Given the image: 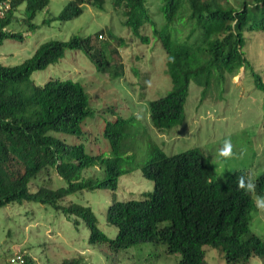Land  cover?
Returning <instances> with one entry per match:
<instances>
[{
    "label": "trees",
    "instance_id": "1",
    "mask_svg": "<svg viewBox=\"0 0 264 264\" xmlns=\"http://www.w3.org/2000/svg\"><path fill=\"white\" fill-rule=\"evenodd\" d=\"M5 1L9 8L0 11V45L6 38L22 41L18 28L34 30L38 26L33 22L36 13L49 3ZM105 1L68 0L52 18L71 19L84 5L103 10ZM108 1L120 10L125 19L122 24L142 42L150 38L140 31L149 26L150 37L160 42L165 53L171 89L148 104L149 120L161 134L184 121L190 81L202 87L204 98L217 83L230 80L243 67L264 91V78L258 72L264 68V0L243 1L238 6L230 0H157V12L163 18L159 16V26L151 17L147 0ZM101 42L78 35L48 39L19 64L0 62V207L31 201L61 209L81 218L89 231L88 242L107 251L149 242L163 243L167 253H178V264H208L204 246L216 249L217 255L221 252L226 264H249L251 257L264 259V239L249 227L257 209L255 198L264 196V171L253 179L254 192L242 191L237 180L242 175L248 177L243 171L217 176L212 162L197 147L171 154L157 145L149 148V157L140 168L142 176L153 182L152 190L141 199H113L107 205L105 219L117 229L112 238L98 227L89 206L70 201L61 204L82 190H116L119 177L133 168L123 160L132 157L124 140L134 115L105 123L102 134L109 144L107 156L87 153L82 143L67 141L70 135L86 134L82 126L91 110L85 87L79 81L59 78L38 85L31 78L32 72L58 62L67 50L81 51L96 71L103 72L108 60ZM255 47L261 51L256 53ZM247 50L257 57L255 62ZM118 73L115 66L108 68L109 76ZM95 166L101 178L80 176L82 169ZM50 171L62 177L65 185L52 188L40 184L30 189L31 182L42 176L50 183ZM14 252L22 254L24 264H36L22 249L8 257ZM59 264H78V259H63Z\"/></svg>",
    "mask_w": 264,
    "mask_h": 264
},
{
    "label": "rangeland",
    "instance_id": "2",
    "mask_svg": "<svg viewBox=\"0 0 264 264\" xmlns=\"http://www.w3.org/2000/svg\"><path fill=\"white\" fill-rule=\"evenodd\" d=\"M67 1L49 0L45 10L36 13L33 22L38 26L34 30L18 28L23 33L22 41L4 39L0 45V62L19 64L48 39L91 36L94 42L102 41L101 45L105 47L108 64L103 72L96 71L95 64L81 51L67 50L58 62L32 72V80L39 85L49 78L71 79L85 87L91 110L82 126L86 134L70 135L67 141L82 143L87 153L108 155L109 144L102 134L107 121L131 115L136 119L126 129L124 140L131 148L132 157L122 159L123 164L133 168L119 177L117 189L82 190L62 200L61 204L70 201L89 206L98 219V227L108 237H114L117 229L107 223L106 207L113 199H141L143 193L152 190L153 182L142 176L140 167L149 157V148L153 145L166 154L197 147L212 162L215 174L221 177L241 170L255 179L264 171V91L255 85L253 76L246 74L243 67L230 80L217 83L204 98L201 97L202 87L190 81L184 121L169 133L161 134L149 120L148 104L164 96L171 89V81L165 71V53L160 42L150 37V27L140 31L150 38L148 42H142L122 24L123 15L108 0L104 2L103 10L84 5L82 12L71 19H53ZM230 1L237 6L243 1L252 3V0ZM147 3L151 17L159 26V16L162 21L163 18L157 12V0H147ZM49 18V22L44 21ZM97 32L102 33L103 38H95ZM247 54L252 62L256 61L257 57L248 50ZM114 66L120 73L112 77L108 75V68ZM258 72L264 78V68ZM225 140L231 141L229 158L219 155ZM99 172L96 166L84 168L80 176L101 178L102 175L97 176ZM48 177L50 183L47 176H42L31 182L30 189L34 190L40 184L52 188L65 185L64 179L55 171H50ZM249 226L252 232L264 238V211L256 209ZM88 235L81 218L51 205L24 201L0 207V264H6L8 254L19 249L36 264H59L63 259L73 258L78 259V264H178L180 258L178 253H167L163 243L144 242L127 249L107 251L98 243L90 244ZM205 251L208 264H226L221 252L217 255V250L210 247H205ZM248 261L249 264H264V259L257 257Z\"/></svg>",
    "mask_w": 264,
    "mask_h": 264
},
{
    "label": "clouds",
    "instance_id": "3",
    "mask_svg": "<svg viewBox=\"0 0 264 264\" xmlns=\"http://www.w3.org/2000/svg\"><path fill=\"white\" fill-rule=\"evenodd\" d=\"M3 2H5L8 5L7 7H5L3 9V10H6L7 8H9V3H8V1L3 0V1H0V4L3 3ZM3 10H2V12H3ZM98 38L99 39L103 38L102 33L100 35H98ZM219 155L224 157V158H229L232 155V146H231V141L230 140H225L224 141L223 146L219 149ZM237 187H238V189H240L242 191H245V192H254L255 189H256V183L251 177H245V176L242 175L237 180ZM254 204H255V207L257 209H259L261 211H264V196H257L255 198ZM260 238H262V237H260ZM262 239H264V238H262ZM205 247H209V246H205ZM16 251H18V250H16ZM205 255H206V251H205ZM8 258L6 259V264H7ZM257 258H260V257H257ZM260 259H262V258H260Z\"/></svg>",
    "mask_w": 264,
    "mask_h": 264
},
{
    "label": "built area",
    "instance_id": "4",
    "mask_svg": "<svg viewBox=\"0 0 264 264\" xmlns=\"http://www.w3.org/2000/svg\"><path fill=\"white\" fill-rule=\"evenodd\" d=\"M8 5L3 2L0 4V11H2L5 7H7ZM24 257L22 256L21 253L19 252H14V254H12L8 260H7V264H24Z\"/></svg>",
    "mask_w": 264,
    "mask_h": 264
}]
</instances>
